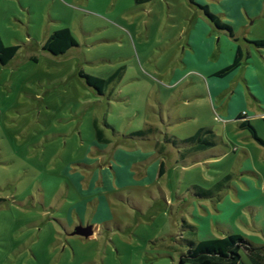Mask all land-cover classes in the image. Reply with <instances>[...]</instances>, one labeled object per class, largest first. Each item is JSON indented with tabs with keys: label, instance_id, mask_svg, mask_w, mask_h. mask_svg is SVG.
<instances>
[{
	"label": "rangeland",
	"instance_id": "obj_1",
	"mask_svg": "<svg viewBox=\"0 0 264 264\" xmlns=\"http://www.w3.org/2000/svg\"><path fill=\"white\" fill-rule=\"evenodd\" d=\"M223 1L233 12L229 0H0V38L19 47L0 64V264H180L189 244L232 234L257 248L264 264V146L219 111L206 77L187 73L194 63L181 65L188 22L201 5L224 19ZM241 8L247 40L264 39V0H241ZM63 28L78 46L59 56L45 51L47 38ZM80 72L115 79L99 95ZM257 74L260 84H241L262 96L257 111L247 112L264 140V72ZM226 82L222 93L235 91ZM234 97L242 102L238 91ZM95 119L111 136L120 134L115 141L152 122L180 140L212 126L220 145L187 162L170 149L164 176L149 188L132 182L138 186L127 190L136 191L91 186L82 194L71 172L95 164L92 156L107 169L125 147L119 142L91 156ZM108 194L112 221L90 238L72 235V201ZM240 254L238 264H256L245 249Z\"/></svg>",
	"mask_w": 264,
	"mask_h": 264
},
{
	"label": "crops",
	"instance_id": "obj_2",
	"mask_svg": "<svg viewBox=\"0 0 264 264\" xmlns=\"http://www.w3.org/2000/svg\"><path fill=\"white\" fill-rule=\"evenodd\" d=\"M228 3L234 11L229 12V9L226 6V1H223L222 6L226 9L227 14L224 19L219 18V23L229 26L232 29V35L228 36L223 32L225 31L224 29L218 28L217 26L215 27L216 24L211 21L206 16L204 10H202V7L208 8V6L201 5L199 7L202 11H197V17H194L188 22L189 27L183 33L184 37H186L185 40L187 46L183 50L184 55L180 56V58L181 65L184 68H187L194 63L191 66V69H189V67L186 69L188 70L187 73L190 76H196L198 78L206 77L209 94L215 106H219V111H221L224 116L226 115L230 122L235 119V123H239L241 128V124L244 121H249V114L247 112L248 108L257 111L258 107L262 104V96L259 93H256L254 89L246 87L247 90H245L241 82H245L248 86L250 83H261V79L260 76H258L257 71L264 72V49H259L253 44V42L264 39L260 38L252 41L247 40L248 35L246 29L248 27V19L242 11L241 0H229ZM208 11L214 14L209 8ZM246 14L250 15L249 12H246ZM204 20L208 22V24ZM213 27L215 29H213ZM50 37L51 35L47 38V40ZM239 50L240 61L238 67L225 76H220L219 74L221 72L232 67ZM224 53H226L227 56H224ZM195 58L199 59L203 66H201V64L198 65L199 63L196 62ZM260 65L263 66V69ZM253 66L254 73L250 70ZM256 66H259L258 69L255 68ZM262 76L264 78V74ZM111 78L115 79V75L104 80H109ZM80 79L85 81L82 77ZM226 81H228L229 84H234L233 88L235 91L232 90L222 93L224 84L227 83ZM178 83L179 81H175L172 85L177 87ZM236 91H238V94L242 98L241 103L234 97ZM182 92L179 94L177 92V94L181 96L184 94ZM252 93H255V95ZM159 101L161 102V100ZM160 102L159 104L163 109L164 105ZM260 109L261 108H259V110ZM245 113L246 115H244ZM173 115L176 116V112H174ZM94 123H96L97 128L102 131L103 140H98L95 134L92 151L89 153L91 156L95 154L96 151L102 152V150L107 149L111 145H116L119 142L124 144L125 147L114 151L113 160L110 162V167L107 169L96 167L97 161L99 159L101 160V158L92 156L90 161L95 164H92L91 166H81L79 168L82 170L75 169L71 172L70 176L80 177L82 184L79 185L78 189L82 194L91 188V186L94 188L96 187L97 189L107 187L106 189L108 190H116L118 187L123 192H131L132 190L136 191L135 188L129 191L127 190L130 187L138 186H135L132 182H139L141 188H149L154 182H156L159 178L158 176H164V155L168 153L170 149L174 152L176 151V156L178 155L182 161L187 162L192 157L208 152L210 149L216 148L220 145L217 141L216 130H214L212 126L202 125L190 134H187L186 139L180 140L179 137L172 135L170 131H160L159 127H156L157 125L155 126L152 122H145L143 130L139 131L143 136H137L136 133L138 132H134L130 134L133 139L115 141V138L120 136L119 133L114 132L115 134L111 136L108 130H104L101 127L97 119H95ZM105 125L110 127L107 122ZM199 133L202 134L199 135ZM193 137L207 140V142L211 144L203 150L195 151L194 147L199 143L195 142L186 144L182 142ZM170 140H175L180 145L176 146L172 142H169ZM139 147L140 149L141 147H153L154 151L148 153L142 149L139 150ZM102 154L103 157L108 155L106 152H103ZM157 155L160 156V158L156 161L157 163L155 162L151 166L146 167V162ZM163 165L164 168H162ZM143 167H146V177L140 178L138 174H140ZM151 169H153L154 176H152V173L150 172ZM81 197L82 198H79V200L77 199L76 201H72L71 207L68 211L70 216L67 219V230L69 229L70 231V229H75L79 225H90L92 219L93 221L96 219V223L91 225L93 227V231H96L104 225L103 223H109L112 221L114 217L110 213L107 206L108 203H111V196H109V194L107 196L101 195L95 199L91 198L89 199V202L88 200L85 201L86 199L83 195ZM89 203L91 206L88 205ZM89 207L91 208L89 209ZM89 213L92 214L90 218Z\"/></svg>",
	"mask_w": 264,
	"mask_h": 264
},
{
	"label": "trees",
	"instance_id": "obj_3",
	"mask_svg": "<svg viewBox=\"0 0 264 264\" xmlns=\"http://www.w3.org/2000/svg\"><path fill=\"white\" fill-rule=\"evenodd\" d=\"M141 0H137L140 2ZM206 16L213 21L218 28L227 30L232 35V29L227 25H222L219 23V18L210 13L207 7H202ZM253 44L259 49H264V40H258L253 42ZM78 43L73 35V32L69 28H63L54 32L51 37L44 44L43 49L50 52L55 56L63 55L71 48L77 47ZM19 47L17 46H5L3 41L0 38V64L7 65L17 54ZM240 61V50L237 53L235 61L232 67L221 72L220 76H225L226 74L233 71V69L238 67ZM80 76L85 80L87 85L97 91L99 95H104V89L111 82L113 78L109 80L100 79L95 76L86 75L83 72H80ZM264 120V119H263ZM95 134L98 140L102 141V131L97 128V124L94 123ZM241 128H246L250 131L252 138L259 144L264 146V140L258 137V134L255 128L251 125L249 121H244L241 124ZM202 133H199L201 135ZM137 136H143L141 132L136 133ZM198 135V136H199ZM174 145H180L175 140H170ZM183 143H199L194 147L195 151H200L205 149L207 146H210L211 143L207 140H203L198 137H193ZM204 144V145H203ZM164 168V165L162 166ZM221 185V184H219ZM189 250L183 254L180 264H185L187 262L193 264H238L241 261L240 251L245 249L248 251L253 262L256 264L259 263L261 257V252L254 246H252L248 241L244 240L239 235H230L229 237L224 238H214L207 242H198L197 244L191 243L188 245Z\"/></svg>",
	"mask_w": 264,
	"mask_h": 264
},
{
	"label": "water",
	"instance_id": "obj_4",
	"mask_svg": "<svg viewBox=\"0 0 264 264\" xmlns=\"http://www.w3.org/2000/svg\"><path fill=\"white\" fill-rule=\"evenodd\" d=\"M93 228L91 225H87V226H82L79 225L75 228L74 232L72 233V235L74 236H81L84 238H90L91 236H93Z\"/></svg>",
	"mask_w": 264,
	"mask_h": 264
}]
</instances>
